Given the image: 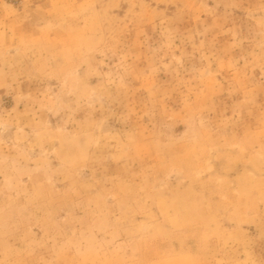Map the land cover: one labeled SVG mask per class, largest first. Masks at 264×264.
Instances as JSON below:
<instances>
[{
  "label": "rangeland",
  "instance_id": "374dc122",
  "mask_svg": "<svg viewBox=\"0 0 264 264\" xmlns=\"http://www.w3.org/2000/svg\"><path fill=\"white\" fill-rule=\"evenodd\" d=\"M93 27L80 55L77 37ZM0 34V122L10 125L0 153L30 157L0 175V264L264 259L261 0H0ZM69 65L89 89L122 65L131 73L89 108L62 72ZM190 99L202 100L199 148L116 158L118 145L102 142L86 166L66 169L59 130L77 134L91 119L125 142L140 128L179 139L187 125L169 118ZM37 131L53 134L46 171Z\"/></svg>",
  "mask_w": 264,
  "mask_h": 264
},
{
  "label": "clouds",
  "instance_id": "9594fccd",
  "mask_svg": "<svg viewBox=\"0 0 264 264\" xmlns=\"http://www.w3.org/2000/svg\"><path fill=\"white\" fill-rule=\"evenodd\" d=\"M261 5L264 6V0H261ZM56 9L59 13L70 15L71 8L69 5L59 3L56 5ZM96 29L93 27L92 35H82L77 37V51L80 55H87L89 44L97 39L95 34ZM27 47V44H25ZM9 49L4 45L2 34H0V55L6 54ZM20 49L17 48L19 53ZM122 71L114 73L111 80H106V85L102 86L100 89H89L86 86H81L78 79L75 78V71L69 65L62 69V72L73 77V87L78 89L80 92V98L85 101L89 108L94 107V103L98 99H102L103 95L106 93L108 87L113 85L119 88H125V78L129 75L130 69L123 68ZM4 77V73L0 71V80ZM202 100L190 99L186 103V110L181 114H174L169 119L173 122L176 120L183 121L187 125V131L179 139L166 136L163 133L150 132L146 128L137 129L135 132L127 134V141L121 140L119 135H113L111 133H103L104 124L106 121H94L86 120L80 125V132L77 134H70L64 130H59L55 134V138L60 140L62 147L67 149V154L64 157V164L67 170L77 171L82 169L87 165L89 161V150L91 148L99 147L102 142L113 143L118 145V150L120 156L116 158H124L129 155V153H136L142 150H151L159 153H165L176 148L178 145H185L188 148H199L203 139V125L204 119L201 115V105ZM10 127L6 122H0V136L3 132H6ZM99 133V134H98ZM22 134V135H21ZM262 135H264V130H262ZM38 144L42 149V155L39 161V167L37 171H46L48 164L49 153L44 150V144L48 142L53 134L49 131H37L35 132ZM27 139L23 135V129H20L17 134V144H23ZM83 141V142H81ZM2 143V141H0ZM34 147V146H33ZM17 157H9L0 153V175H4L6 178L10 173L22 172L20 167V160L29 159V155L22 148L17 149ZM261 196L264 197V191L261 192ZM77 253H79V248H77ZM20 264V262H16ZM71 264H82V262L73 260ZM143 264H185L183 260L179 259H152L144 261ZM244 264H264V259L259 261L249 259L245 261Z\"/></svg>",
  "mask_w": 264,
  "mask_h": 264
}]
</instances>
